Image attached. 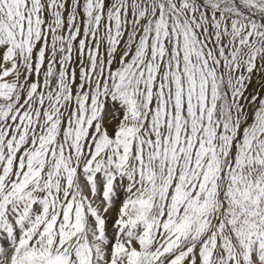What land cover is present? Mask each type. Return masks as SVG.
<instances>
[{
    "label": "snow or ice",
    "instance_id": "snow-or-ice-1",
    "mask_svg": "<svg viewBox=\"0 0 264 264\" xmlns=\"http://www.w3.org/2000/svg\"><path fill=\"white\" fill-rule=\"evenodd\" d=\"M0 264H264V0H0Z\"/></svg>",
    "mask_w": 264,
    "mask_h": 264
}]
</instances>
